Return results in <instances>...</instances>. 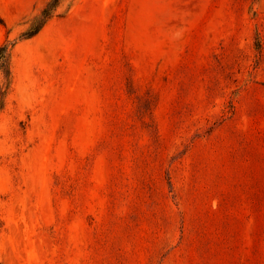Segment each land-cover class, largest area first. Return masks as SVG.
<instances>
[{"label": "rangeland", "instance_id": "374dc122", "mask_svg": "<svg viewBox=\"0 0 264 264\" xmlns=\"http://www.w3.org/2000/svg\"><path fill=\"white\" fill-rule=\"evenodd\" d=\"M0 0L2 264H264V0Z\"/></svg>", "mask_w": 264, "mask_h": 264}, {"label": "trees", "instance_id": "16d2710c", "mask_svg": "<svg viewBox=\"0 0 264 264\" xmlns=\"http://www.w3.org/2000/svg\"><path fill=\"white\" fill-rule=\"evenodd\" d=\"M65 0H48L46 4L31 18L30 27L23 32V38L36 35L52 18L59 16V8ZM13 42H6L0 45V82L2 72L10 71V58ZM0 264L1 261H0Z\"/></svg>", "mask_w": 264, "mask_h": 264}]
</instances>
